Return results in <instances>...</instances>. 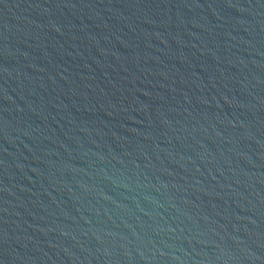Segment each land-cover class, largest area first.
<instances>
[{
  "label": "water",
  "instance_id": "water-1",
  "mask_svg": "<svg viewBox=\"0 0 264 264\" xmlns=\"http://www.w3.org/2000/svg\"><path fill=\"white\" fill-rule=\"evenodd\" d=\"M0 264H264V0H0Z\"/></svg>",
  "mask_w": 264,
  "mask_h": 264
}]
</instances>
